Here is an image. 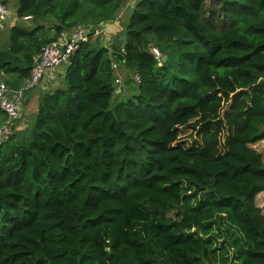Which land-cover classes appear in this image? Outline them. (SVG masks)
Masks as SVG:
<instances>
[{"label": "trees", "instance_id": "1", "mask_svg": "<svg viewBox=\"0 0 264 264\" xmlns=\"http://www.w3.org/2000/svg\"><path fill=\"white\" fill-rule=\"evenodd\" d=\"M124 3L21 0L35 26H9L5 84ZM133 8L122 44L82 43L0 143V264H264V0ZM114 64L139 74L127 97Z\"/></svg>", "mask_w": 264, "mask_h": 264}, {"label": "built area", "instance_id": "2", "mask_svg": "<svg viewBox=\"0 0 264 264\" xmlns=\"http://www.w3.org/2000/svg\"><path fill=\"white\" fill-rule=\"evenodd\" d=\"M123 12L124 9L119 16L110 21L101 20L95 24H80L70 31L60 32L54 41L41 48L34 59V66L29 78L20 87L12 88L4 82H0V112L4 114V119L0 121V143L13 134L15 123L22 117L24 94L42 86L45 81L51 79V76H54L62 68L65 69L82 43H86L91 39L107 38L109 31L118 26V18ZM22 19H30V17ZM17 20L19 18L16 12H11L4 1L0 0V30ZM150 50L154 58L160 63L163 59L160 50L156 46H152ZM113 69L116 72L118 71L117 64L113 65ZM46 78L48 79L45 80ZM133 81L137 85L140 83L139 74L133 76ZM114 83L120 85L121 79L117 76ZM118 92V89L115 90V93Z\"/></svg>", "mask_w": 264, "mask_h": 264}, {"label": "rangeland", "instance_id": "3", "mask_svg": "<svg viewBox=\"0 0 264 264\" xmlns=\"http://www.w3.org/2000/svg\"><path fill=\"white\" fill-rule=\"evenodd\" d=\"M1 1H4V3H5V5H6V7L11 11V12H16V10H17V7H18V5L20 4V2H21V0H1ZM137 2V0H125V8H124V12H123V14L118 18V25H119V27H115V28H113V29H111L110 31H109V33H108V35H107V38H97V39H91L90 41L91 42H97V43H102V44H106L107 46L109 45L108 44V42L110 41L109 39H110V36L111 35H113L112 37H111V39L113 38V39H115V38H117L116 40H114L113 41V43L112 44H114L115 43V45H121L122 44V41H123V37H122V33L124 32V27H125V25L128 23V20L130 19V14L132 13V11H133V7L135 6V3ZM16 22H18L19 23V25H21V26H24V27H29V28H33L34 26H35V24H33V22L31 21V19H22V20H20V21H15V22H11L10 24H9V26L10 25H12V24H14V23H16ZM9 26H7V27H5L3 30H0V51L1 50H3V49H6V48H8L9 47V41H8V39H7V34H8V31H10V30H8V28H9ZM119 29V30H118ZM51 30V33L54 31V29H50ZM118 30V33L117 34H115V32ZM50 32V31H49ZM121 34V35H120ZM118 35H120L119 37H118ZM151 46H154L153 44L151 45ZM161 65L160 64H158V67H160ZM66 69V68H65ZM65 69L64 68H62V70H61V73L62 74H64L65 73ZM52 75H54V74H52ZM117 76L119 77V79H121V84H120V87L122 88V89H124V93L123 94H119L121 97H127L129 94H131V93H133L134 91H136V86H137V84L136 83H132V82H129V83H127V76H126V71L125 70H118L117 71ZM10 74H8V73H3L1 70H0V82H9V83H11V81H10ZM56 78V81H57V77H56V74L54 75V76H51V79L49 80L50 82L52 81V79H55ZM48 78H46L45 80H47ZM49 81H48V83H49ZM4 82V83H5ZM23 83V82H22ZM22 83H21V85H22ZM59 83H60V81H59ZM136 86H135V85ZM20 85V86H21ZM19 86V87H20ZM60 86V85H59ZM58 86V87H59ZM56 87V86H55ZM57 87V88H58ZM42 88H45V86L44 85H42ZM118 88H116V90H117ZM33 90H35V89H33ZM115 95H118L117 93H115ZM21 121V119L18 121V122H20ZM189 135H190V131H187V132H183L182 134H181V136L183 137V136H186V137H188L187 139H188V141H189V143H191L192 142V140L189 138ZM180 139H182V138H180ZM187 194H189V192L187 193ZM194 201H196V199L195 198H192V202H194ZM232 255V252H230V256Z\"/></svg>", "mask_w": 264, "mask_h": 264}, {"label": "crops", "instance_id": "4", "mask_svg": "<svg viewBox=\"0 0 264 264\" xmlns=\"http://www.w3.org/2000/svg\"><path fill=\"white\" fill-rule=\"evenodd\" d=\"M10 81H12V78L10 77ZM5 82V81H4ZM24 83V82H23ZM22 83V84H23ZM15 88V87H14ZM39 89H42V86H39L37 87L35 90H30L28 92H26L24 94V101H23V105H24V108H23V112L24 114L27 115V112H29V109H30V104L33 102V101H36V99L34 100V98H36L37 94L39 93ZM4 119V116L3 115H0V121ZM26 125L24 123L23 120H21L18 125H17V128L18 129H22L24 128Z\"/></svg>", "mask_w": 264, "mask_h": 264}, {"label": "water", "instance_id": "5", "mask_svg": "<svg viewBox=\"0 0 264 264\" xmlns=\"http://www.w3.org/2000/svg\"><path fill=\"white\" fill-rule=\"evenodd\" d=\"M163 60H164V61L166 60V56H163Z\"/></svg>", "mask_w": 264, "mask_h": 264}]
</instances>
